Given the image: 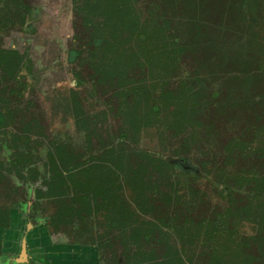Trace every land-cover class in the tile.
I'll use <instances>...</instances> for the list:
<instances>
[{
	"label": "rangeland",
	"instance_id": "rangeland-1",
	"mask_svg": "<svg viewBox=\"0 0 264 264\" xmlns=\"http://www.w3.org/2000/svg\"><path fill=\"white\" fill-rule=\"evenodd\" d=\"M12 1L0 0V47L18 53L20 83L8 80L0 90V112L3 114L0 122V211L16 206L29 210L30 205L24 202L35 194L36 188H41L49 152L56 154L54 150L59 144L69 146L88 160L118 147L164 158L184 153L189 164L204 169L193 178L181 173L177 179L179 193L189 186L197 192L188 204L190 211L182 209L177 213L180 218L185 217L186 222H177L174 232L166 235L172 248L179 253L177 264H213V261L215 264L227 261L241 264L245 256L261 259L264 256V223L256 216L228 215L221 226L231 229L230 241L225 235H215L210 240L205 232L212 212H223L229 205L226 196L220 193L222 188L214 175L221 167L222 148L246 128L244 115L251 111L243 107L241 93L251 90L243 91L239 88L242 80L230 82L225 77L227 74L210 77L203 67L201 47L196 53L178 51L183 44H190L184 22L192 11L180 10L172 14L166 0H128V15L121 17L115 29L116 36L110 37L115 18L100 11H90L88 0H22L27 5L23 14L15 11ZM32 7H35L34 12ZM21 15L23 20H20ZM86 18L104 31L108 47L86 45L89 35L84 23ZM140 26L151 32L147 31L146 37L152 38L153 46L146 38L139 42L131 31L132 27L137 30ZM153 32L156 37L152 36ZM262 33L264 20L251 25L246 31L248 38L243 49L246 51L248 44L255 42ZM72 47L81 50L77 59L69 61L68 51ZM227 83L233 90L229 87L226 93L232 92L231 101L238 100L239 103L235 101L237 107L230 109L226 118L214 113L213 104L209 111L202 108L193 111L191 108H197L199 102L188 97V108L183 111L186 119L180 123L174 120L170 101L182 99L177 97L183 85L206 94L211 89L220 90L221 94L216 98L220 99ZM253 83L249 85L251 92L264 88V80ZM181 103L185 107L184 101ZM152 106L157 108L151 110ZM134 118L141 119L135 127L131 125ZM21 135L23 142L19 140ZM256 143L252 140L250 146L254 147ZM22 154L28 155L29 161L25 163L16 157ZM12 157L17 158L14 163ZM25 166L27 168L23 170ZM242 168L247 171L246 165ZM17 188L20 194L15 190ZM122 189L123 196L137 212L134 219L123 224L124 235H127L132 226L142 229L149 226L152 216L147 201L143 207H136L135 190L125 181ZM41 204V208L34 210L31 220L45 224L41 223L37 228L43 226L44 234L52 243H64L67 246L62 249H73L64 255L69 260L61 262H95L96 235L93 231L98 230L102 216L98 222L86 225L87 232L78 235L76 220L71 223L67 220L46 221V217L56 211L57 203L52 197L42 199ZM229 209L232 211L233 207L229 206ZM100 224L103 228L102 221ZM257 235L261 236V243L254 246ZM220 242L224 247L219 246ZM80 247L82 253L76 249ZM115 249L116 253L106 256L107 264H116L118 253L123 250L117 246ZM237 251L239 257H234ZM39 254L47 259L45 252Z\"/></svg>",
	"mask_w": 264,
	"mask_h": 264
},
{
	"label": "trees",
	"instance_id": "trees-1",
	"mask_svg": "<svg viewBox=\"0 0 264 264\" xmlns=\"http://www.w3.org/2000/svg\"><path fill=\"white\" fill-rule=\"evenodd\" d=\"M127 1L88 0L87 7L90 11H100L106 16L115 18V21L111 23L109 35L114 37L118 21L122 19L121 17L128 15L130 6ZM166 1L171 6L172 14L180 10L192 11L187 22H184L186 36L188 39L191 38L190 44H183L177 49L196 53L201 47L203 67L211 75L210 77L223 73L227 74L225 77H228L230 82L240 79L242 87L239 84V88L246 92L252 91L249 85L254 84V81L264 80V34L258 36L255 42L249 43L246 51L243 49L247 42L246 31L251 29L254 23L264 20V0ZM11 4L16 6L15 11L19 13L23 14L27 11L26 2L23 3L22 0H13ZM32 10L34 12L35 7H32ZM20 20H23V15ZM84 23L89 33L86 45L92 48L109 46L104 31L99 25H95L88 18ZM131 31L136 34L139 42H142L144 38L149 39L146 37L148 32L151 34L141 26L137 30L132 27ZM155 32L152 36L156 37ZM149 40L150 46H153L155 42L151 37ZM80 50L78 47L70 48L68 60L77 59ZM19 63L20 57L15 50L0 47V90L5 87L8 80L20 83ZM98 75L97 73L96 77ZM188 84L192 85L189 82ZM190 86L187 88L182 86L181 94L177 97L182 98L181 100L171 99L170 101L175 112L173 118L177 123L186 119L183 111L188 108V97H193L196 102H199L197 108H191L193 111L200 108L203 111H209L213 104L214 113L223 118L228 116L230 109L237 107L235 101L239 103L238 100L231 101L232 92L226 93L229 87L231 88L230 83L225 87L220 99H216L221 94L220 90L211 89L206 94L193 91ZM251 91L241 93L244 97L243 107H248L251 111V114L244 115L246 128L243 133L241 132L222 148L221 167L214 175L217 183L220 184L219 187L224 191V194L222 191L220 193L226 196L229 205L223 212H212L209 227L205 231L210 240L215 235H225L227 241L231 240V229L221 226L227 220L228 215L232 217L256 216L258 221L264 223V88ZM156 108L157 106H152L151 110ZM2 120L3 114L0 112V122ZM139 120L141 119L134 118L131 125L135 127ZM213 120H211V125H214ZM22 137L24 136L19 137L21 142L24 141ZM252 140L257 142L254 147L250 146ZM55 151L58 164L53 157L49 159L50 175L44 179V182L48 185V191L54 193V199L58 203L56 215L68 221L76 218L86 224L87 220L92 221L101 214L102 222L106 223L103 232L97 236L101 256H112L117 252L115 249L117 246L123 250L118 253L120 256H117L116 264H129L136 261L138 264L178 263L179 253L172 248L166 235L174 232L177 222L180 224L186 222V218H180L177 213L182 212V209L190 211L188 204L192 202L197 192L189 186L183 193H179L176 190V184L181 173L193 178V176L200 175L201 169H204L203 166L199 168L189 164L184 153L164 158L144 151L134 149L126 151L118 147L100 152L98 158L88 160L81 157L83 154L72 151L69 146L59 144ZM16 157L25 163L29 161L28 155L22 154ZM247 161L251 164L246 163ZM242 165H246L247 171L243 170ZM249 168L251 171H248ZM122 178L124 180H121ZM123 181L135 190L134 204L136 207L138 205L143 207L147 201L152 216L149 226L144 229L132 226L126 233L127 235H124L123 224L128 219H134L137 212L123 196ZM215 184L216 182L213 185ZM229 206L233 207L232 211ZM114 230L122 232L119 234ZM254 239L256 242L252 238L254 246L257 244L259 246L261 236L257 235ZM131 242L132 244H129ZM222 245L223 242H220L219 246L222 247ZM238 254L237 251L233 256L239 257ZM125 257L128 259L125 260ZM260 258L245 256L241 264H250L251 261L253 264H264V256ZM224 264L232 263L227 261Z\"/></svg>",
	"mask_w": 264,
	"mask_h": 264
},
{
	"label": "flooded vegetation",
	"instance_id": "flooded-vegetation-1",
	"mask_svg": "<svg viewBox=\"0 0 264 264\" xmlns=\"http://www.w3.org/2000/svg\"><path fill=\"white\" fill-rule=\"evenodd\" d=\"M56 149V148H55ZM56 153V151L54 150ZM53 157L56 159L58 164V156L57 153L53 154L52 152H49V159ZM29 158V156H28ZM17 159V158H16ZM14 157L11 158V161L14 163L16 160ZM49 159L46 162V174L43 175L41 183V188H36L35 194L29 196L27 200L24 203H27V206L30 205V208L26 207L24 210L20 209V207L17 208L9 207L6 209V211H0V264H5L6 259H8L7 264H42L45 261V264L51 263V264H64L61 261L65 262L69 260V257L64 256L67 252L72 251L73 249L63 248L66 247L67 244L64 243H52L53 241H50V239H47L46 234H44V228L45 225L43 222H34L32 221L33 212L34 210L41 208L42 199L45 198H51L55 201V195L54 193H50L48 191V188L44 182L45 178H48L50 175V171L48 169V163ZM27 167H23V170H25ZM23 171H21L22 173ZM1 174V173H0ZM2 176V174L0 175ZM22 176V175H20ZM23 178V177H22ZM3 180V179H2ZM47 180V179H46ZM17 192H19V188L15 189ZM22 190V189H21ZM23 191V190H22ZM24 199V197H23ZM56 202V201H55ZM57 203V202H56ZM33 206V207H32ZM58 206V203H57ZM56 206V211L57 207ZM32 207V208H31ZM56 211L49 215V217H46V221H63L66 219H63L61 216L56 215ZM101 212V211H100ZM101 214L98 215V218H94L90 220H87L86 224L81 223L79 219H76V233L78 235L83 234L84 232H87L86 225L90 226L93 222H98V219L100 218ZM62 218V219H61ZM74 219L72 221H74ZM103 218L99 219L98 225L99 228L96 231H93L96 235V253L95 258L98 262H88L86 264H107V258L106 256H101L100 254V248L98 247V234L100 232H103L104 228L106 227V223L102 222L103 228H101L100 221H102ZM68 221V220H67ZM71 220L68 221L69 223L72 222ZM42 227L37 228L38 225H41ZM72 225V224H71ZM80 228L84 229L81 230ZM80 237V236H79ZM83 246V245H82ZM40 250V252H36L37 250ZM79 252H83V249L76 248ZM45 252L47 259L44 257H41L39 253ZM82 258V256H81ZM73 264H85L84 261L80 263H73Z\"/></svg>",
	"mask_w": 264,
	"mask_h": 264
}]
</instances>
